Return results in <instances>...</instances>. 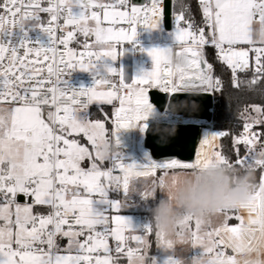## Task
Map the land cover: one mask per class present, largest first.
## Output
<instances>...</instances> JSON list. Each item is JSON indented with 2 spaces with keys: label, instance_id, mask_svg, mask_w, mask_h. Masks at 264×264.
Returning <instances> with one entry per match:
<instances>
[{
  "label": "snow or ice",
  "instance_id": "snow-or-ice-1",
  "mask_svg": "<svg viewBox=\"0 0 264 264\" xmlns=\"http://www.w3.org/2000/svg\"><path fill=\"white\" fill-rule=\"evenodd\" d=\"M42 4L43 0L0 2V264H120L123 257L128 264H136L150 243L152 226L147 224L137 231L126 217L110 218L108 213L119 212L124 200L110 199L109 193L126 196L141 179L155 176L157 170L191 168L205 153H198L195 163L170 159L137 165L125 164L115 148H109L119 144L116 134L120 130L146 127L143 122L153 113L148 88L158 87L171 93L219 89L220 80L213 76L214 65L205 59L206 45L217 50L219 61L231 70L237 87V73L249 69L250 52L255 54L257 65L251 83L264 76V46L257 47L248 39L249 21H264V0H199L207 32L186 18L188 5L184 0H174L173 8L179 9L173 11L175 46L148 50L152 70L131 83L125 82L122 70L100 62L105 58L115 61L122 55L121 46L135 41L139 26L158 28L166 15V0H150L147 6H133L130 0H47V7ZM93 9L102 10V17L100 11ZM41 13L49 14L47 23ZM60 19L63 25L58 23ZM105 21L110 26H102ZM30 24L47 34L46 45L28 39L25 28ZM125 24L127 27H115ZM69 27L72 30L65 33ZM17 28L23 33L19 38L14 35ZM77 33L85 38V52L80 54L68 47ZM89 36L95 37L92 47L99 51L90 49ZM59 45L64 46L63 53ZM20 50L23 56L18 54ZM78 65L80 70L94 72L92 87L69 86L64 77ZM117 76L118 83L113 81ZM114 101L119 102V107ZM61 103L65 106L61 107ZM92 104L115 108L110 138L106 136L105 123L87 115ZM46 105L55 107V111L47 112V122L43 118ZM251 111L256 115L244 118L243 132L233 141L234 158L221 151L214 154L237 166L254 164L264 171V128L254 131V125L264 126V109L253 106ZM79 134L86 137L92 151L69 138ZM225 135L211 134L201 147L211 146ZM86 159L91 161L87 169L81 166ZM104 160H110L112 168L102 170L98 161ZM117 168L122 176L112 174ZM141 194L145 198L153 195L147 189ZM18 196L30 199L20 203ZM247 207L264 222V174ZM238 212L237 208L223 209L219 225L203 233L201 221L187 219L195 245L202 246L209 257L207 264H232L220 233L239 238L243 217L235 215L239 226L228 223ZM110 222L116 227H110ZM109 237L117 242L114 249L109 247ZM155 237L160 243H167L158 234ZM61 239L67 241L64 248L59 244ZM128 239L135 241L137 247H128ZM62 251L68 254L61 255ZM167 264L175 261L168 260Z\"/></svg>",
  "mask_w": 264,
  "mask_h": 264
},
{
  "label": "rangeland",
  "instance_id": "rangeland-1",
  "mask_svg": "<svg viewBox=\"0 0 264 264\" xmlns=\"http://www.w3.org/2000/svg\"><path fill=\"white\" fill-rule=\"evenodd\" d=\"M96 1L99 3H106V2H104V0H96ZM96 11H100L101 17H102V10L98 9ZM92 23H94V22L90 21V24H92ZM102 26L108 27L110 25L108 24V22L105 21V22H103ZM121 26L127 27L126 24L125 25H115L116 28H119ZM160 29H161V23L158 26V28L155 29L157 32L150 34V40L152 42L150 44L146 45V47H145V58L143 60L135 59V61H134V77H135V79L137 77L141 76L143 73L151 71L153 68V61H152V58L148 55V50H150L154 47L171 48L169 44L159 43V41L166 39L164 35L158 33ZM174 31H175V29H173V33H174ZM167 32H169V31H167ZM172 40H174V36L172 37ZM177 50L179 51V48H177ZM105 60H111V59L105 58L104 60H102L103 62L101 65H108V64H106V62H104ZM100 71H104V69L101 68ZM151 88H153V87H151ZM113 103L115 104L116 107H119L118 101H114ZM106 105L107 104H105V105H100V104L92 105L88 109L87 115L92 118V112H94L95 109H98L103 114H105L106 120H101V121L105 123L106 136L110 138L111 131L114 127L113 120L115 118L114 117L115 108L113 107V105H107V106L112 107L110 114H107V112L104 110V106H106ZM47 112L48 111L43 108V118L46 120V122H47ZM80 115L83 116L85 114L81 113ZM92 119L95 120L94 118H92ZM155 121H160V120H156V119L146 120L143 122L144 124H146V127H143V128L139 125L136 127H130L134 131V140L133 141H131L127 137H125L124 134L120 130L116 134V136H118L119 144L116 146H110L109 150H113V148H115V150L117 151L119 156L123 159V162L133 160V163H135L137 165H145L149 161L160 163V162L170 160V159H176L182 163H193V161H190V160L184 158V155L189 152V149H187V148H174L171 150H167V151H164L160 156H155L153 154L152 148L148 145L147 146L145 145V140H146V132H147L148 128ZM183 122H185V121H183ZM210 124H211V128L214 130L213 121H211ZM214 131L216 133H219L216 130H214ZM210 132H211L210 128H201V130H200L199 143H198V153H201V152L205 153L206 150L208 152L206 154V157H208V161L204 162L201 166L193 165L191 168H173V169L166 170L164 172L162 170H157L155 176L148 177L147 179H141L137 185H134L133 190L130 191L126 196H124L122 194L110 192L109 198L110 199H121V200L123 199L124 204L122 205L121 209L122 208H124V209L128 208L130 206L131 200H135V202L137 203V210L136 211L141 213L143 211H147V209L149 208V204H148L149 198L143 197V195L141 194V191L146 190V189L150 190L153 193L152 198H155L157 195L158 196L160 195V191L163 192V190L166 188V186L171 185V184H175L178 180L182 179L186 175V170L198 169L201 167L206 168L209 165H214V166L220 167L221 166V159L217 158L216 154H214V152H216V146L214 144V141L212 142V145L209 147V150L207 149V146H205L203 148L201 147L203 140L207 136H209ZM69 138L70 139L71 138L77 139L82 146L88 147L89 150L92 151L91 144L87 141L86 137H84L83 134L75 135V136H72ZM138 140L141 141V145L139 147H137V145H136V142ZM218 140H219V138H218ZM133 143H134V147H133ZM218 151H220V149H218ZM93 155H94V153H93ZM98 164L102 170H107L109 168H112V162L110 160L98 161ZM251 165H254V164H251ZM81 166L87 169L88 167L91 166V161L86 159L85 161L81 162ZM115 174L117 176H122L120 174L118 175L117 173H115ZM263 174H264V171H263ZM120 195H122V196L120 197ZM161 195H162V198L160 199V197H159L160 201L162 199H164L163 194H161ZM25 202H27V201L20 202V203H25ZM110 213H111V211L108 213V215ZM219 213H220V211H218V214ZM123 217H126L127 219H129L131 221L132 227L135 230H137V231L141 230L140 226H139V222L137 220H135V213H132L131 211L128 213L126 212V215L124 214ZM217 218H219V216ZM233 219H230V220H233ZM0 224H3V221H0ZM110 227H116V225L114 223H112V225ZM126 233L127 232H125V235L127 236ZM135 234H139V233H135ZM60 254L66 255L68 253L62 251ZM145 255H146V250L143 253L142 258L140 259L142 264H145ZM185 255H186V250H183V249L173 250L169 253H165L161 257H155L153 264H163V260L166 258H169V257H171L170 260L175 261V264H182L184 259H185ZM204 257H205V254L202 253L198 257V259L202 260ZM123 264H128V262L123 263Z\"/></svg>",
  "mask_w": 264,
  "mask_h": 264
},
{
  "label": "trees",
  "instance_id": "trees-1",
  "mask_svg": "<svg viewBox=\"0 0 264 264\" xmlns=\"http://www.w3.org/2000/svg\"><path fill=\"white\" fill-rule=\"evenodd\" d=\"M174 2V0H173ZM184 3L188 5L187 10L185 11L186 18L191 19L194 24L198 27H204L207 32V27L203 24V15L202 9L199 4V0H184ZM178 11L179 9L173 8V11ZM205 58L208 62L214 65L213 76L214 78H218L220 80V90L214 91V106H213V128L218 132L227 133V135L216 139L214 144L216 146V151L220 149V151L224 154H227L229 157L234 158L233 151V141L236 139L240 133L243 132V124L245 121L242 119V102L247 104L249 100V92L243 93V98L241 100V92L242 90H264V76H259L256 79L255 83H251L253 76L256 73L253 71V67L255 63L252 61V67L245 74L239 73L238 82L239 86H236L231 74V70L227 68L226 65H223L219 59L217 50L211 45L205 46ZM111 106H104V110L107 114L111 112ZM92 118L106 120L105 114H103L98 109H95L92 112ZM261 128L264 126L254 125V131H261ZM212 130V133L216 132ZM214 131V132H213ZM137 147L141 145V141L136 142ZM241 153H243L244 148L240 146ZM221 166L226 169L229 175L235 180L239 178H243L245 173L247 172L253 180V188L250 197L247 200H250L252 194L256 188V185L260 182V176L263 174L261 169H256L255 165H247V166H237L233 163H229L227 160L221 159ZM122 195H120L121 197ZM159 203V196L157 195L155 198H149L148 204L149 208L147 211H143L151 218V226L153 233L148 235L149 244L146 247V255L145 262L146 264L152 263V257L158 253V242L156 240V234H158L157 227L153 224V210L156 205ZM40 208L42 206H36ZM183 226L187 227L186 222L184 224H180L177 226V229L180 233H183ZM191 226H195L194 222H192ZM188 229V227L186 228ZM159 235V234H158Z\"/></svg>",
  "mask_w": 264,
  "mask_h": 264
},
{
  "label": "crops",
  "instance_id": "crops-1",
  "mask_svg": "<svg viewBox=\"0 0 264 264\" xmlns=\"http://www.w3.org/2000/svg\"><path fill=\"white\" fill-rule=\"evenodd\" d=\"M173 29H175L174 19H173V28L171 31H169V32L166 31L164 33L160 29L158 33L165 36V38H166L165 41L166 40L174 41V40H172ZM154 32H157V31L155 29H153L152 33H154ZM248 39H250L254 44H256L257 47L264 46V21H261L258 19H252L249 21ZM165 44H168V43H165ZM241 47H247V46H241ZM252 61L255 63L254 66H256L255 57H252L251 52H250L249 53V68L252 66ZM244 92H249V94H250L247 104L242 102V119L245 121L244 118L247 115H249V114L250 115H256L254 112L251 111L253 106H258V107L264 109V90H249V89L242 90L241 100L243 98L242 96H243ZM212 130L213 129L211 128V132H210L209 136L211 134H213ZM209 147L210 146H207L208 150H209ZM207 153L208 152L206 150L205 154L201 158H199V160L196 162L195 166H201L204 162L208 161V157H206ZM197 155H198V153H197ZM161 194H163V196H164V192L160 191V195H159L160 199L162 198ZM160 199H159V202H160ZM249 201L250 200H246V201L240 202L238 204H232V205H228V206L224 207V209H226V208H237V209H239V212L235 213L233 215V218L235 219V215H240L244 219V226L239 233L238 239H233V236L230 233H225V232L220 233L221 239L223 240L227 251L229 250V247L232 248V250H233L232 254L229 253L232 256V264H256V260H250V261L245 263L246 258H244V259L242 258V255H243L242 254V248L245 247V245H246V247L243 248V250L244 249H251V251L252 250L257 251L260 249L259 251L261 253H262V250H264V232H262V229H261V225L264 222H262L260 220V217H258L257 215H254L253 213H251L249 211V208L247 207ZM136 210H137V203L135 202V200H131L130 206L128 208H125V209L122 208L119 212L111 211V213L109 214V217L111 218L112 216H115V215L123 216L124 214L126 215V212L128 213L130 211L132 213L136 214L138 212ZM218 211H220V213L218 214L219 218H217V219L215 218L216 220L214 219L211 222H206L202 219L195 218L191 215H185L179 221L178 225L184 224L188 218H195V219H198L199 221H201V225H202L201 232L202 233L206 232V231H208L209 228H215L221 222L220 220L222 219V214H221L222 210H218ZM235 220H234L235 223H233V224L230 223V220H229L228 221L229 226H239L240 221H238V220L235 221ZM111 225H112V223L110 222L109 226H111ZM183 227H182L184 230L183 233H180L178 231V229L176 228V230L171 235H165L160 230H158V234H159L160 238L163 241H166L167 243L165 244V243L158 242V253L152 257V263L151 264H153L155 257H161L165 253H169L173 250H179V249L186 250L185 259H184L182 264H207V261L209 259V257L207 255H205V257L202 260L198 259V257L202 253H204V248L202 246L195 245L191 230L189 228L186 229L187 227L185 228V226H183ZM191 227L194 230L195 226L194 227L191 226ZM126 234H127V236L130 235V233H128V232ZM131 234H135V233H131ZM245 238H246V242H245ZM81 239H83V238L81 237ZM128 240H131V239H128ZM131 241H133V240H131ZM257 241H258V244H257ZM133 242H135V241H133ZM59 244H60L61 248H64L67 244L66 239L59 240ZM204 244L205 245L208 244L207 239L204 240ZM234 244H236V245L234 246ZM247 245L250 247L254 246V248H248ZM249 256L250 255H248L246 257H249ZM170 259H171V257L164 259L163 264H167V261ZM126 262H127L126 258L121 259L120 264H123ZM145 264H146V262H145Z\"/></svg>",
  "mask_w": 264,
  "mask_h": 264
},
{
  "label": "clouds",
  "instance_id": "clouds-1",
  "mask_svg": "<svg viewBox=\"0 0 264 264\" xmlns=\"http://www.w3.org/2000/svg\"><path fill=\"white\" fill-rule=\"evenodd\" d=\"M252 188L253 180L247 172L234 180L222 166L186 170L182 179L163 190L164 199L153 210V224L165 235H171L185 215L211 222L218 217V210L246 201ZM136 264L142 262L137 260Z\"/></svg>",
  "mask_w": 264,
  "mask_h": 264
},
{
  "label": "built area",
  "instance_id": "built-area-1",
  "mask_svg": "<svg viewBox=\"0 0 264 264\" xmlns=\"http://www.w3.org/2000/svg\"><path fill=\"white\" fill-rule=\"evenodd\" d=\"M0 2H2V0H0ZM104 2L115 3V0H104ZM130 3L133 6H147L150 3V0H144V2L142 4H135V3H133L132 0H130ZM42 6H44V7L48 6L47 0H43ZM93 10H98V9H93ZM0 12H2V9H0ZM40 15H41L42 20L45 23H47V21L50 19V16L48 13H41ZM58 23L60 25H63V19H60L58 21ZM67 30H72V29H71V27H69L68 29L65 30V33ZM161 30L164 33L166 32V30L164 29L163 20H162ZM25 31H27L28 39L30 41H32L33 43L46 45L49 41V37L47 36V34L43 33V31L41 30L40 27H36L34 25H31V24L26 25ZM152 31H153V29H146L142 26H139L137 28V36H136L135 41H133L131 43L126 42L121 46L120 50L122 52V55H119L115 61H113V60H105L104 61V62H106V64H108L112 67H115L119 70H122L126 83H131V81L135 79V77H134V61H135V59L143 60L145 58V47H146V45H148L152 42L150 40V34L152 33ZM14 35L16 38H19L21 35H23V33L21 32V30L19 28H17L14 32ZM60 35H61V31L58 29L57 30V36H60ZM84 41H85L84 36L81 35L80 33H77L76 38L72 42L69 43L68 47L73 49L74 52H76L77 54L83 53V52H85ZM94 41H95V38L93 36L88 37V44L90 46V49L92 51H99L100 49H98L96 47H92V45L94 44ZM159 43H168L170 45V47L175 46V42L171 41V40H166V41L162 40V41H159ZM58 47H59V51L61 53H63L65 51L63 45H59ZM117 47L119 48L120 46H117ZM18 54L23 56V50H20V52ZM251 56L255 57V54L253 52H251ZM29 59H35V57L30 56ZM102 62L103 61H101L100 64H102ZM4 63L7 64V58L5 59ZM256 66L253 67L254 72H255ZM251 67L248 70H250ZM167 70L168 69L165 68V71H167ZM248 70H246L245 72H242V73L245 74ZM101 72L103 73L104 71H101ZM239 73H241V72L237 73V81H238ZM44 75H46V73H44ZM94 75L95 74L92 71L80 70L79 65H78L75 70H71L70 73L66 74L64 78L66 79V81L68 82V84L71 88L79 89L81 87H85V88L92 87L95 83ZM113 81L118 83L119 77L118 76L113 77ZM0 85H2V81H0ZM156 88H158V87H156ZM158 89L162 92L168 93V95L172 94L171 92H167V91L162 90L160 88H158ZM218 90H220V87H219V89L211 90V91L214 92V91H218ZM49 98H51V97H49ZM66 103L69 106H71L70 101H68ZM92 105H95V104H92ZM92 105H90L89 108ZM63 106H65V103H61V107H63ZM43 108L47 111H49V110L55 111V107H50L48 105L43 106ZM156 111H157V109H156ZM63 114H64L63 112L60 113V115H63ZM167 122L179 123L173 119H171ZM133 147H134V143H133ZM115 173H117L118 175L119 174L123 175L118 168L114 169L113 173H112L114 176H117ZM135 220H137L139 222V226H140L141 230L143 229L144 225H147V224L151 225V218L146 213H143V212H141V213L137 212L135 214ZM230 223L233 224L235 222H234V220H230ZM261 229H262V232H264V223L261 225ZM245 242H246V238H245ZM108 243H109V247L114 249L117 242L113 238L109 237ZM126 243H127L128 247H132V248L137 247L136 242H133L131 240H127ZM257 244H258V241H257ZM235 245L236 244H234V246ZM245 247H246V245H245ZM245 247H243V248H245ZM247 247L248 248H254V246L250 247L248 245H247ZM243 248H242V254H243L242 258L243 259L246 258L245 263L250 261V260H256V264H264V259H261V252L259 251L260 250L259 248H258L259 250H257V251L252 250L253 252L251 251V249H244L243 250ZM228 252L232 254L233 253L232 248L229 247ZM262 252H264V250H262ZM72 254L74 255L75 253L73 252ZM114 254L115 253H113V255ZM95 255H97V254L94 253L93 256H95ZM100 255H103V253H100ZM248 255H250V256L246 257ZM125 258L126 257H123L122 259H125Z\"/></svg>",
  "mask_w": 264,
  "mask_h": 264
},
{
  "label": "water",
  "instance_id": "water-1",
  "mask_svg": "<svg viewBox=\"0 0 264 264\" xmlns=\"http://www.w3.org/2000/svg\"><path fill=\"white\" fill-rule=\"evenodd\" d=\"M135 4H142L144 0H132ZM96 2V1H95ZM166 15L163 18L164 29L171 31L173 28V0H166ZM206 59V58H205ZM150 102L158 112L180 114L187 118H203L211 122L213 117L214 95L211 90L200 92L177 91L168 95L153 87L148 89ZM202 125L197 122L172 123L155 121L146 132L145 145L150 146L155 156H160L164 151L174 148H187L189 152L185 159L194 160L196 144ZM121 132L129 140H134L132 128L122 129ZM118 138V136H116ZM30 198L18 196L17 201L24 202Z\"/></svg>",
  "mask_w": 264,
  "mask_h": 264
},
{
  "label": "bare ground",
  "instance_id": "bare-ground-1",
  "mask_svg": "<svg viewBox=\"0 0 264 264\" xmlns=\"http://www.w3.org/2000/svg\"><path fill=\"white\" fill-rule=\"evenodd\" d=\"M161 27H162V21H161ZM154 119L161 120V121H169V120L173 119V120H175L177 122H183V121H185V122H197V123H200L202 125L200 127V130H201V128H210L211 129V124H210L211 122L207 121L206 119L195 118V117L187 118V117H184V116H182L180 114H172L170 112H158V111H156L155 106L153 104V113H152V115L149 116V118L147 120H154ZM199 135H200V132H199ZM198 143H199V136H198V141H197V144H196V151H195V154H194L193 163H195L196 159H197ZM128 163L129 164L133 163V160L127 161L125 164H128Z\"/></svg>",
  "mask_w": 264,
  "mask_h": 264
}]
</instances>
